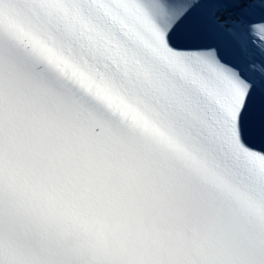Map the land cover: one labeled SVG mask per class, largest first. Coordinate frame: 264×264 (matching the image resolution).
Segmentation results:
<instances>
[{"label": "snow or ice", "instance_id": "6c2138e0", "mask_svg": "<svg viewBox=\"0 0 264 264\" xmlns=\"http://www.w3.org/2000/svg\"><path fill=\"white\" fill-rule=\"evenodd\" d=\"M0 264H264V0H0Z\"/></svg>", "mask_w": 264, "mask_h": 264}]
</instances>
